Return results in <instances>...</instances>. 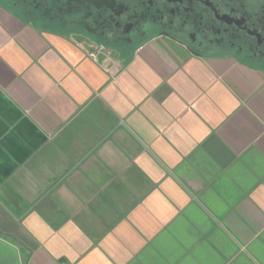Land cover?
Returning a JSON list of instances; mask_svg holds the SVG:
<instances>
[{"label":"crops","instance_id":"1","mask_svg":"<svg viewBox=\"0 0 264 264\" xmlns=\"http://www.w3.org/2000/svg\"><path fill=\"white\" fill-rule=\"evenodd\" d=\"M0 264H264V71L0 9Z\"/></svg>","mask_w":264,"mask_h":264},{"label":"flooded vegetation","instance_id":"2","mask_svg":"<svg viewBox=\"0 0 264 264\" xmlns=\"http://www.w3.org/2000/svg\"><path fill=\"white\" fill-rule=\"evenodd\" d=\"M0 9L90 51L128 55L166 38L264 71V0H0Z\"/></svg>","mask_w":264,"mask_h":264},{"label":"built area","instance_id":"3","mask_svg":"<svg viewBox=\"0 0 264 264\" xmlns=\"http://www.w3.org/2000/svg\"><path fill=\"white\" fill-rule=\"evenodd\" d=\"M91 56L95 58L96 57V53L92 52Z\"/></svg>","mask_w":264,"mask_h":264}]
</instances>
